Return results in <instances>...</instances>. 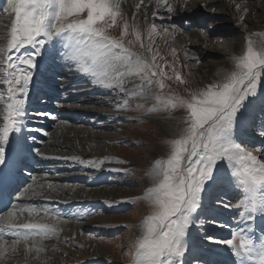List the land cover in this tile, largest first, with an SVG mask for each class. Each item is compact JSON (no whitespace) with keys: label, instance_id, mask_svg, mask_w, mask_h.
Returning a JSON list of instances; mask_svg holds the SVG:
<instances>
[{"label":"snow or ice","instance_id":"6c2138e0","mask_svg":"<svg viewBox=\"0 0 264 264\" xmlns=\"http://www.w3.org/2000/svg\"><path fill=\"white\" fill-rule=\"evenodd\" d=\"M125 3L126 0H7L4 11L14 14V20L10 25L0 24L5 28L0 33V166H7L6 148L13 135L18 136L26 127L27 98L34 72L55 50L70 72L122 96L117 110H126L132 99L153 100L155 103L149 111L167 113L175 121V126L170 128L172 139L166 142V153L147 170L150 186L135 198L145 201L150 212L130 244V264H186L189 232L194 225L199 224L202 229L228 226L199 215L202 194L221 170L237 191L240 222L228 239L211 234H205L204 239L227 245L237 264H264V229L257 235L252 226L258 217L264 219V148L250 150L234 135L239 118L264 84V32L246 36L241 53L231 57L232 69L220 80L190 92L187 98L175 96L164 92L165 88L171 89L166 81L174 79L181 84L187 81L179 68L170 65L174 75H169L158 62V57L161 61L164 57L158 48H153V35L159 34L156 23L148 27L145 43L139 25H130L126 19ZM143 3L140 0L136 5L137 11ZM155 3L157 9H165L166 18L171 21L176 11L174 4L170 0H155ZM235 7L241 10V4ZM247 13L245 6L239 17L241 22ZM118 18L123 21L119 36L111 31L117 27ZM132 19L135 20V15ZM156 19L163 21L165 17L154 11L153 20ZM161 27L168 32L169 27L176 25ZM129 35L134 38L126 40ZM172 54L175 56V49ZM177 108L186 112L180 120L172 116ZM31 115L57 119L51 112L36 111ZM258 134L264 137V125ZM32 150L45 156L39 148ZM61 158L93 169H100L113 159ZM115 163L125 162L117 159ZM108 170L127 171L118 167ZM43 187L29 184L23 194L43 195ZM47 188L55 190L51 183ZM217 203L230 207L222 201ZM25 212L29 219L20 222L19 217ZM64 223L59 213L48 208L9 204L0 211V264H6L20 252L21 245L26 256L36 253L34 258L39 259V254L48 250L44 242L59 239Z\"/></svg>","mask_w":264,"mask_h":264},{"label":"rangeland","instance_id":"374dc122","mask_svg":"<svg viewBox=\"0 0 264 264\" xmlns=\"http://www.w3.org/2000/svg\"><path fill=\"white\" fill-rule=\"evenodd\" d=\"M130 1L134 4L133 14L130 16V13L125 9L126 19L130 25L132 23L139 25L142 39L146 43L148 40L147 29L152 23H156L159 34L153 35V40H155L153 48H158L160 55L164 57L163 61L159 60L158 57V62L163 71L169 75H174L170 65L179 68L182 77L187 81L186 84L176 82L174 79L166 81L171 85V89H164L166 94L170 93L187 98L190 92L204 89L210 83L220 80L225 72L232 69L231 57L241 53L246 36L253 32H264V0H246V2H242V0H170L176 8L171 21L167 20L164 8H156L155 0H144L139 11H137L136 5L139 4L140 0ZM238 3L241 4L240 11L235 7ZM245 6L248 13L241 22L239 17ZM6 7L7 0H0V23L3 19L9 20L10 23L14 20V14L4 11ZM154 11L158 12L160 16H164L165 19L163 21L153 20ZM133 15H135L134 21ZM122 23L123 21L118 18L117 27L111 30L114 35L119 36L122 31ZM170 24H174L176 27H169ZM161 25L169 27V31L164 32ZM133 38L129 35L125 39ZM189 40L193 42L188 44L187 41ZM59 48L57 47V49ZM172 49H175V56L172 54ZM198 50L200 54H198ZM54 51L50 52L51 59L47 62L45 60L39 67L41 71H38L40 73L38 76L40 77L43 73L44 75L47 74V77L48 74L56 73L58 75L61 73L58 75V80L54 77L49 79L54 81V86L63 92L61 94L56 93L55 101H49L45 99V96L41 98L39 89H37L38 92L31 91L34 87L31 84L30 102L27 103V106L31 103L34 105V103L39 102L40 104L41 101H44L42 104H45L47 108L48 106L54 107L53 114L61 118L59 121L66 120L70 125H81L93 130L94 133L97 131L108 135L110 138L116 136L117 139H109L107 144L112 146V152H103L96 143H90V146L96 151L93 150V156L101 158L103 155L105 158V153H112L124 160L128 168H124L127 171L120 172L106 170L108 164L106 162L105 166L100 169H93L78 162L61 158L81 157L78 150L67 152L63 156L58 154L61 152H51L44 149L49 134L54 130L56 119L36 116H33V119L30 115L36 111L27 107L29 116L25 119L31 125H35V128H38L39 124L34 120L37 121V118H40L38 121L42 123L41 119L47 118L48 124L45 125V131L48 135H42L41 141L33 142L40 143L35 148H39L45 156L39 155L38 169L31 174L28 172L31 176H28L30 180L26 187L29 184H33L34 187L39 185L44 187L42 189L43 195L28 196L31 198L28 201L23 200V196H25L23 190L26 188L24 187L16 194L15 198L19 197V199L15 200V204L18 206L35 205L59 213L67 224H78L77 232L80 236L74 235L73 229L71 230L72 225H68L66 231L63 228L59 239H50L44 242V246L48 250L39 254V259H35V256L31 255H14L13 258L6 261V264H43L45 260L47 264H53V258L50 254L54 248L58 249L53 251L54 253L62 255L59 258L62 262L60 264H130V244L139 234L138 226L150 212L149 205L145 201L135 198L142 196L146 188L150 186V180L146 174L147 170L166 153L168 148L166 142L172 139L170 128L175 126V121L170 119L167 113L149 111L155 103L153 100L132 99L129 101L126 110H117L116 105L123 99L122 96L92 85L88 78H85L83 82H78L75 74L66 71L65 61L57 51ZM192 57L197 59H192ZM52 67L59 69L57 68L52 72L46 71L53 69ZM35 76L34 74L33 79ZM74 79H77V82ZM40 80L38 83L42 86L43 81ZM70 80L74 82L71 84L69 93L66 94L64 85ZM61 81L62 84L65 83L62 87ZM88 88L91 91H88ZM137 105L142 106L137 107ZM70 111L71 116L64 117V114H68ZM41 112L44 111L41 110ZM82 113H86L87 118L83 117ZM172 116L180 120L186 116V112L183 108H177L173 111ZM262 125H264V84H262V88L253 103L248 106L244 116L239 118L234 134L236 140L248 146L250 150L264 148V137L258 134ZM30 145L31 142L29 141L26 146L30 148ZM9 148L10 144L6 148V153ZM62 150L68 151L69 148L65 145ZM43 162L46 164V168ZM55 177L60 178L58 180L60 185L66 188L72 187L73 190L108 187L131 190L133 193L121 195L115 193L111 198H108V201L96 198L98 200L91 199L87 202L78 201L79 198H72L67 195L66 198H61L62 201L54 202L49 198H55L54 194L57 195L58 193L48 189L47 185L52 181V183H56L54 182ZM217 201L227 203L230 207L224 208ZM237 204V191L234 190L225 171L221 170L215 182H210V186H206V190L202 194V208L199 215L202 219L213 218L228 226L223 228L210 226L202 229L199 224L194 225L189 232L190 248L186 254V264H237L227 245L211 243L204 239L205 234H211L218 239L231 237V233L237 229L240 222ZM27 219L29 217L26 212L19 217L20 222ZM35 219L39 220L40 217ZM252 226L256 234L259 235L260 231L264 229V219L258 217ZM70 232L73 234L70 235ZM73 237L74 239H72ZM92 244L97 245L96 247H102L101 255H95L96 252H94ZM63 246H68L71 250H65L66 248ZM43 256L45 257L43 258Z\"/></svg>","mask_w":264,"mask_h":264},{"label":"bare ground","instance_id":"6f19581e","mask_svg":"<svg viewBox=\"0 0 264 264\" xmlns=\"http://www.w3.org/2000/svg\"><path fill=\"white\" fill-rule=\"evenodd\" d=\"M124 7H125V9L130 13V16L133 14V9H134V4L130 1V0H126V3H125V5H124ZM2 17V16H1ZM5 17V16H4ZM122 21V20H121ZM10 23V21L9 20H5V19H3L2 21H1V23L0 24H4V25H8ZM5 31V28H3V27H0V33H3ZM173 33H176V32H173ZM196 37H198V36H196ZM187 42H189L188 44H191L193 41L191 40H189V41H187ZM56 47H60V45L59 44H57V46ZM200 50H201V48H200ZM55 52V51H54ZM198 52H199V50H198ZM198 54H200V52L198 53ZM50 53H49V55H48V57L46 58V62L47 61H49L50 59H51V57H50ZM196 56H198V55H196ZM66 63V62H65ZM49 65H51V64H49ZM44 68V67H43ZM47 68V67H46ZM53 68V67H52ZM58 68V67H57ZM57 68H53V69H49V70H46L47 72H52L53 70H57ZM59 69V68H58ZM38 71H41L40 70V68L39 69H37L35 72H34V74L36 75L35 76V79H33V81H32V86H34V88L35 89H38V81H39V76H38V74H40ZM66 71H68V72H70L69 70H68V67H67V69H66ZM54 74V73H53ZM53 74H48V77H53ZM71 74V73H70ZM47 75V74H46ZM46 75H40V77L42 78L40 81H43L44 82V79H46L47 78V76ZM66 75V74H65ZM67 76V75H66ZM70 76H72V75H70ZM77 79H78V82H83V80L86 78L85 76H83V75H80V74H75L74 75ZM68 77V76H67ZM49 79V78H48ZM59 79V78H58ZM77 79H74L75 80V82H77ZM50 80V79H49ZM87 81V80H86ZM42 82V83H43ZM73 82L74 81H72V80H70V81H68V82H66L67 84L66 85H68V86H66V85H64L65 83H63L62 84V81H61V87L64 85V89H66V94H68L69 93V89L71 88V84H73ZM89 90L88 91H91V89L90 88H88ZM95 89V88H94ZM101 90V89H100ZM30 93V92H29ZM90 96V95H89ZM92 96V95H91ZM97 98V97H96ZM115 99V98H114ZM107 100V99H106ZM29 102H30V96L28 95V98H27V103L29 104ZM109 102V101H108ZM111 103V102H110ZM32 105V104H31ZM29 106L30 105H28L27 107L29 108ZM76 106V105H75ZM27 108V109H28ZM39 108H40V110L39 111H41V110H43V108H45L44 107V104H42V103H40L39 104ZM71 108H73V107H71ZM75 108V107H74ZM113 108V107H112ZM115 108V107H114ZM117 113H119V112H117ZM116 113V114H117ZM83 114V113H82ZM60 115V114H59ZM71 116V111L67 114H64V117L65 116ZM29 116V115H28ZM56 116V115H55ZM62 116V115H61ZM30 117H32L33 118V115H30ZM83 117H85V118H87V115H86V113H84L83 114ZM27 118V117H26ZM67 118V117H66ZM34 119V118H33ZM38 119H40V118H37V121L36 120H34V122H36V123H38L39 124V126L40 127H38V128H35V125H31V123L28 121V120H26L25 119V121H26V127H25V129L17 136L16 135V137L21 141V143H23L25 146L27 145V144H29V141L31 142V145H30V148L31 149H33L34 147H36V145H39L38 143H33V142H36L37 140H40L41 141V139H35V140H32V139H29V137H35L34 135L35 134H38V135H40L41 136V138L43 137L42 135H43V132H46L45 131V125L46 124H48L47 123V118L46 119H41L42 120V123L41 122H39L38 121ZM61 118L60 117H57V119H56V121H55V126H54V130L49 134V138H48V140L46 141V143H45V145H44V149H47V150H49V151H51V152H61V153H58L59 155H66L65 153H67V152H72V151H74V150H78L79 152H80V155H81V157H84V158H82V159H93V158H95L94 156H93V150L95 151V149L93 148V147H91L90 146V143H96L98 146H100V148H102V150H103V152L104 151H107V152H112L111 150H112V146L111 145H107L108 144V141H109V139H117V137L115 136L114 138H110L108 135H105V134H103V133H100V132H97L96 131V133H94L93 132V130H91V129H89V128H84L83 126H79V125H70V123L68 122V121H59ZM64 119V118H63ZM62 119V120H63ZM31 121H33L32 119H31ZM31 129H40L41 131H31ZM120 129V128H119ZM32 132V133H31ZM15 137V135H13V138ZM29 139V140H28ZM106 143V144H105ZM67 146L68 148H69V150L68 151H65V150H62L63 148H64V146ZM63 146V147H62ZM119 149V148H118ZM33 151V150H32ZM33 152H35V151H33ZM96 152V151H95ZM35 154H37L36 152H35ZM55 154V153H54ZM104 154V153H103ZM106 155V157H109V158H113L112 159V162L111 163H109L108 162V164L106 165V170H108V169H111V168H122V169H124V168H128V166H126V162L124 161V160H122V159H120V158H118V157H116V156H114V154H112V153H105ZM37 157H39V155L37 154L36 155ZM102 156V157H101ZM101 156H98V157H101V158H103V155H101ZM104 156V157H105ZM101 158H95V159H101ZM122 160V161H124L125 163H123V164H117V163H115V160ZM103 166H105V165H103ZM31 170L32 169H27L26 167H24V169H23V172H24V174H23V176L25 175V177H26V179L28 178L29 179V177L31 176H29V173L28 172H30V174H31ZM105 171V170H104ZM29 176V177H28ZM23 178V177H22ZM58 180H60V178L58 179L57 177H55L54 178V182H56V183H52V182H49V183H51V184H53L54 185V188H55V190H52V191H54L55 193L57 192L58 194L56 195V194H54V196H55V198H57V199H55V198H49L50 200H52V201H57V200H59V202L60 201H62L64 198H66L65 196H69L70 195V197H72V198H79V199H77L78 201H84V202H87V201H89V200H91V199H94L95 201L96 200H98V199H100V200H102V199H105V200H107L108 201V198H111L112 196H113V194H118V195H121V194H126V193H128L129 194V192H131V193H133L131 190H126V189H111V188H108V187H105V188H102V189H85V188H80V189H78V190H73V188L72 187H68V188H66V187H64V186H62V185H60L61 183H60V181H58ZM60 191H61V193H60ZM21 195V194H20ZM53 196V197H54ZM82 196H84V197H82ZM86 196H88V197H86ZM91 196H93V197H91ZM61 198H63V199H61ZM85 198H87V199H85ZM96 198H98V199H96ZM17 198H15L14 197V201L16 200ZM23 200H26V201H28V200H31V198L30 197H28V196H23ZM99 200V201H100ZM69 201V200H68ZM16 202V201H15ZM66 202V201H65ZM68 225H72L71 227V230L73 229V233H74V235H76V236H80L79 235V233L77 232L78 231V228H79V226H78V224H75V223H71V224H67V223H64L63 225H62V227L65 229V231H66V229H67V227H68ZM72 232H70V235H72L73 234ZM85 241V240H84ZM89 242V241H88ZM95 243V242H94ZM87 244V243H86ZM88 245V244H87ZM93 245V244H92ZM97 245H93V248H94V252H96L95 253V255L96 256H99V255H101V253H102V251L101 250H103V249H101L102 247H96ZM101 246V245H100ZM21 247V251L20 252H18L17 254H15L16 256H18V255H25L24 254V252H23V245H21L20 246ZM64 248H66L65 250H71V248H69L68 246H63ZM90 247H91V245H90ZM104 247V246H103ZM23 252V253H22ZM21 253V254H20ZM77 253V252H76ZM94 254V253H93ZM51 255V257L53 258L52 260H53V264H60V263H62L61 261H60V256H62L61 254H58V253H54L53 251H52V253L50 254ZM75 255V254H74ZM31 256H36V254H31ZM49 256V255H48ZM47 256V257H48ZM45 256H43V258H44ZM69 259V258H68ZM28 261H30L29 259H28ZM31 262V261H30ZM52 264V263H51Z\"/></svg>","mask_w":264,"mask_h":264}]
</instances>
